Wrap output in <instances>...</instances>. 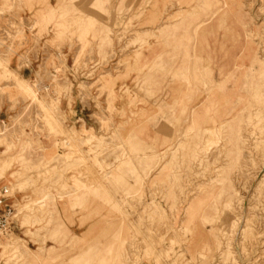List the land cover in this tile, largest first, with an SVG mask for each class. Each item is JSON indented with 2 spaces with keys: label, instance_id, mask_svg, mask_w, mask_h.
I'll return each instance as SVG.
<instances>
[{
  "label": "rangeland",
  "instance_id": "rangeland-1",
  "mask_svg": "<svg viewBox=\"0 0 264 264\" xmlns=\"http://www.w3.org/2000/svg\"><path fill=\"white\" fill-rule=\"evenodd\" d=\"M38 20V40L0 29V264H264V0Z\"/></svg>",
  "mask_w": 264,
  "mask_h": 264
},
{
  "label": "crops",
  "instance_id": "crops-1",
  "mask_svg": "<svg viewBox=\"0 0 264 264\" xmlns=\"http://www.w3.org/2000/svg\"><path fill=\"white\" fill-rule=\"evenodd\" d=\"M11 2L12 5L5 8L0 6V15H2L0 19V29L4 31L22 30L27 38L38 40L37 31L40 29L38 20L39 15L43 12L44 7L48 8V3L50 6H53L54 0L45 2L44 7H41L38 0H11ZM12 34L15 33L13 32ZM5 38L7 39V37ZM8 40L10 39L8 38ZM39 60V57L34 56L33 59H31V64L26 65L23 70L20 71V75L23 79L35 81L38 73L36 68ZM80 104L82 103L80 102Z\"/></svg>",
  "mask_w": 264,
  "mask_h": 264
},
{
  "label": "built area",
  "instance_id": "built-area-1",
  "mask_svg": "<svg viewBox=\"0 0 264 264\" xmlns=\"http://www.w3.org/2000/svg\"><path fill=\"white\" fill-rule=\"evenodd\" d=\"M17 210L11 201L9 188L0 190V238L13 233L16 226Z\"/></svg>",
  "mask_w": 264,
  "mask_h": 264
},
{
  "label": "bare ground",
  "instance_id": "bare-ground-1",
  "mask_svg": "<svg viewBox=\"0 0 264 264\" xmlns=\"http://www.w3.org/2000/svg\"><path fill=\"white\" fill-rule=\"evenodd\" d=\"M80 130H82V129H80ZM79 130V131H80ZM82 132V131H81ZM83 134H85V133H83ZM8 235H11V234H8ZM13 235V234H12ZM3 237H5V236H3ZM12 244V243H11ZM16 246V245H15ZM11 247H12V245H11ZM11 247L9 246V245H6V246H4V251H3V253L4 254H8V253H10V252H12V249H11ZM15 251V250H14ZM13 253V252H12Z\"/></svg>",
  "mask_w": 264,
  "mask_h": 264
}]
</instances>
